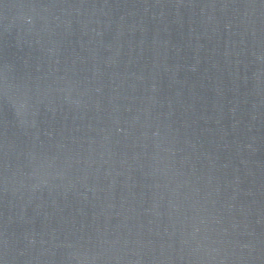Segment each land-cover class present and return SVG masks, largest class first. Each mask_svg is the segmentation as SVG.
Masks as SVG:
<instances>
[{
  "label": "water",
  "instance_id": "95a60500",
  "mask_svg": "<svg viewBox=\"0 0 264 264\" xmlns=\"http://www.w3.org/2000/svg\"><path fill=\"white\" fill-rule=\"evenodd\" d=\"M0 264H264V0H0Z\"/></svg>",
  "mask_w": 264,
  "mask_h": 264
}]
</instances>
